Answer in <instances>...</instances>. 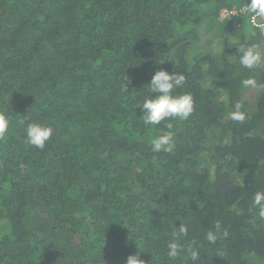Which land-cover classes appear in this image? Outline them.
Wrapping results in <instances>:
<instances>
[{
  "label": "trees",
  "instance_id": "obj_1",
  "mask_svg": "<svg viewBox=\"0 0 264 264\" xmlns=\"http://www.w3.org/2000/svg\"><path fill=\"white\" fill-rule=\"evenodd\" d=\"M248 3L0 0V264H125L137 253L188 264L166 256L179 224V242L200 246L195 264H264L252 206L264 191V89L248 100L241 83L264 85V64L249 71L235 56L264 49V32L216 21ZM203 26L224 35L220 49L196 53ZM159 70L186 77L175 94L190 93L194 111L145 126L135 107L154 96L146 86ZM237 102L244 122L229 118ZM29 123L52 127L43 149L26 142ZM169 130L174 147L154 153ZM217 222L229 236L210 245Z\"/></svg>",
  "mask_w": 264,
  "mask_h": 264
},
{
  "label": "clouds",
  "instance_id": "obj_2",
  "mask_svg": "<svg viewBox=\"0 0 264 264\" xmlns=\"http://www.w3.org/2000/svg\"><path fill=\"white\" fill-rule=\"evenodd\" d=\"M246 11L252 14V19L257 16H264V0H250ZM264 32V26H260ZM235 55L242 68L249 71L254 70L264 64V49L259 44L241 45ZM186 77L180 73H168L165 70L156 71L149 84L146 86L150 94L142 103H138L135 108H139L142 116L140 119L145 126L156 127L162 121L179 120L185 121L189 119L194 111V101L190 93L175 94V90L184 86ZM242 86L252 89H264V85L257 84L254 78L243 80ZM126 91V87L124 89ZM242 104L237 102L233 110L229 113V118L233 121L244 122L246 113L241 111ZM9 126L8 118L0 114V138L6 134ZM171 128V124H168ZM25 140L28 144L38 149H43L46 142L53 134L50 126L39 123H29L26 127ZM227 143V141H225ZM174 147V133L172 131L163 132L151 140V150L154 153L161 151L170 152ZM252 206L257 209L258 218L264 220V191H257L252 198ZM188 235V227L184 224L174 226L173 237L167 244L166 256L169 261H175L181 253H186L189 261L198 262L201 259L200 252L196 245V241H191L186 247L179 241ZM229 232L226 228H222L217 222L213 229L208 230L205 234V241L210 245H215L217 241L228 238ZM194 245H196L194 247ZM141 251V250H140ZM142 252V251H141ZM224 253H221L223 255ZM125 264H145L140 258L139 253L129 255Z\"/></svg>",
  "mask_w": 264,
  "mask_h": 264
},
{
  "label": "built area",
  "instance_id": "obj_3",
  "mask_svg": "<svg viewBox=\"0 0 264 264\" xmlns=\"http://www.w3.org/2000/svg\"><path fill=\"white\" fill-rule=\"evenodd\" d=\"M248 5L231 6L220 8L216 15L218 23H230L235 20H244L251 30H261L260 26H264V16H257L255 20L252 19V14L246 11ZM236 27H242L239 22L234 24Z\"/></svg>",
  "mask_w": 264,
  "mask_h": 264
},
{
  "label": "rangeland",
  "instance_id": "obj_4",
  "mask_svg": "<svg viewBox=\"0 0 264 264\" xmlns=\"http://www.w3.org/2000/svg\"><path fill=\"white\" fill-rule=\"evenodd\" d=\"M207 28V26L199 28L200 40L196 45L197 48H194L196 53H202L205 50L209 51L215 49L216 47H218L219 49L221 48L224 35L219 37L218 34H212L211 31H209ZM245 90V97L248 100L253 99L255 97V94L257 93V89L246 88Z\"/></svg>",
  "mask_w": 264,
  "mask_h": 264
}]
</instances>
